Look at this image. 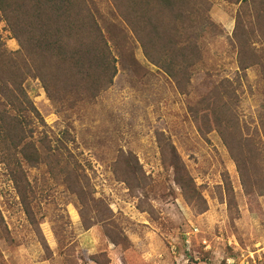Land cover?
I'll return each instance as SVG.
<instances>
[{
  "label": "rangeland",
  "instance_id": "rangeland-1",
  "mask_svg": "<svg viewBox=\"0 0 264 264\" xmlns=\"http://www.w3.org/2000/svg\"><path fill=\"white\" fill-rule=\"evenodd\" d=\"M208 1L216 29L201 35L203 68L192 87L205 71L236 86L235 25L256 5L264 15V6ZM88 3L116 60L111 87L67 119L57 114L38 81H27L24 89L53 141L63 129L74 138L71 147L99 202L81 213L78 201L48 173L30 169L27 214L1 169L0 264H264V190L247 195L218 134L198 132L189 97L147 62L109 1ZM246 28L251 37L264 35ZM0 37L9 51L18 50L2 21ZM242 74L240 114L253 129L250 119L257 120L263 104L260 75L254 69ZM164 142L174 147L192 179V200L173 181L161 155ZM123 158L131 160L135 190L123 181L121 173L128 169Z\"/></svg>",
  "mask_w": 264,
  "mask_h": 264
},
{
  "label": "trees",
  "instance_id": "trees-1",
  "mask_svg": "<svg viewBox=\"0 0 264 264\" xmlns=\"http://www.w3.org/2000/svg\"><path fill=\"white\" fill-rule=\"evenodd\" d=\"M140 45L148 63L170 78L177 91L189 97L188 110L201 135L216 132L237 171L247 195L264 190V35L251 37L246 27L264 32L263 12L256 5L237 21L231 44L240 72L237 85L205 71L201 35L216 29L208 0H108ZM259 3L264 0H241ZM258 4V5H259ZM254 20V21H253ZM0 21L18 50L9 51L0 37V170L22 197L30 214L28 171L43 170L80 205L81 213L97 202L92 186L74 154L68 129L53 141L24 85L38 81L56 112L66 119L80 106L92 104L107 91L116 76L115 58L88 0H0ZM258 71L262 109L251 129L240 114L242 72ZM194 85V84H193ZM240 92V93H239ZM161 155L173 172V181L190 199L192 179L174 147L164 142ZM123 181L135 190L131 160ZM131 178V179H130ZM84 213V212H83Z\"/></svg>",
  "mask_w": 264,
  "mask_h": 264
},
{
  "label": "built area",
  "instance_id": "built-area-1",
  "mask_svg": "<svg viewBox=\"0 0 264 264\" xmlns=\"http://www.w3.org/2000/svg\"><path fill=\"white\" fill-rule=\"evenodd\" d=\"M196 231V230H195Z\"/></svg>",
  "mask_w": 264,
  "mask_h": 264
}]
</instances>
